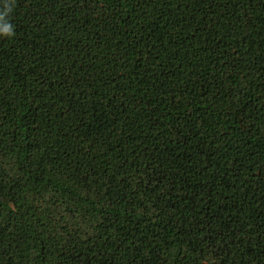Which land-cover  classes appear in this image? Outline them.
I'll return each mask as SVG.
<instances>
[{
  "label": "trees",
  "instance_id": "16d2710c",
  "mask_svg": "<svg viewBox=\"0 0 264 264\" xmlns=\"http://www.w3.org/2000/svg\"><path fill=\"white\" fill-rule=\"evenodd\" d=\"M9 7L0 264H264V0Z\"/></svg>",
  "mask_w": 264,
  "mask_h": 264
},
{
  "label": "clouds",
  "instance_id": "9594fccd",
  "mask_svg": "<svg viewBox=\"0 0 264 264\" xmlns=\"http://www.w3.org/2000/svg\"><path fill=\"white\" fill-rule=\"evenodd\" d=\"M10 0H5L3 11H0V36H11L13 35V28L10 24L5 22V17L10 11L9 7Z\"/></svg>",
  "mask_w": 264,
  "mask_h": 264
}]
</instances>
